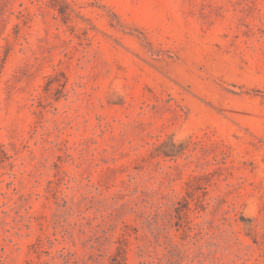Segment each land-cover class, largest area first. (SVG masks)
I'll return each instance as SVG.
<instances>
[{
	"label": "rangeland",
	"instance_id": "374dc122",
	"mask_svg": "<svg viewBox=\"0 0 264 264\" xmlns=\"http://www.w3.org/2000/svg\"><path fill=\"white\" fill-rule=\"evenodd\" d=\"M0 264H264V0H0Z\"/></svg>",
	"mask_w": 264,
	"mask_h": 264
}]
</instances>
